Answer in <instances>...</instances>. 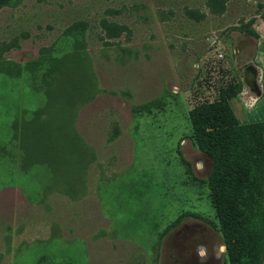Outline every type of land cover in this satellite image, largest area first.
I'll list each match as a JSON object with an SVG mask.
<instances>
[{"label": "rangeland", "instance_id": "374dc122", "mask_svg": "<svg viewBox=\"0 0 264 264\" xmlns=\"http://www.w3.org/2000/svg\"><path fill=\"white\" fill-rule=\"evenodd\" d=\"M257 30L264 0L1 8L0 264H264V182L238 259L190 117L226 89L259 107Z\"/></svg>", "mask_w": 264, "mask_h": 264}, {"label": "trees", "instance_id": "16d2710c", "mask_svg": "<svg viewBox=\"0 0 264 264\" xmlns=\"http://www.w3.org/2000/svg\"><path fill=\"white\" fill-rule=\"evenodd\" d=\"M7 5L11 0H0V9ZM220 95L217 101L197 105L190 117L200 147L213 160L209 179L217 215L232 253L243 259L252 253L239 235L245 220L243 204L254 201L257 190H263L264 123H240L230 104L234 95L229 89Z\"/></svg>", "mask_w": 264, "mask_h": 264}, {"label": "crops", "instance_id": "0c3cea01", "mask_svg": "<svg viewBox=\"0 0 264 264\" xmlns=\"http://www.w3.org/2000/svg\"><path fill=\"white\" fill-rule=\"evenodd\" d=\"M259 35H261L263 38L258 42V45L256 44V51L255 52H259V57L262 56V58H264V35H262V33H260L258 30L256 31ZM252 68L256 67L261 69V73L260 71L257 72H252V79L254 80V83H256V85L258 86V90H257V95L256 98H258V108L253 111L251 114H248V111L243 110V106L244 104L242 102H239L238 99H234L236 101L237 104V108H238V112L242 113L241 116H244L246 118H248V120L246 122H254V121H261L264 120V62H261L260 59H255L253 60L252 64H251ZM231 104V101H230ZM232 106V104H231ZM233 108V106H232ZM242 109V110H241ZM234 110V109H233ZM236 113V116H239V113ZM237 116V118H238ZM251 119V120H249ZM238 120L240 121L241 119L238 118Z\"/></svg>", "mask_w": 264, "mask_h": 264}]
</instances>
